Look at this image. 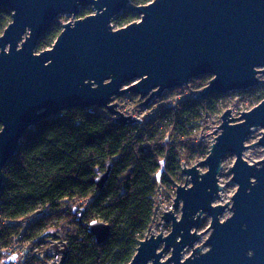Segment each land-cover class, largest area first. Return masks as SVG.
Segmentation results:
<instances>
[{"label":"water","instance_id":"obj_1","mask_svg":"<svg viewBox=\"0 0 264 264\" xmlns=\"http://www.w3.org/2000/svg\"><path fill=\"white\" fill-rule=\"evenodd\" d=\"M0 7L12 13L0 36V196L5 167L26 133L44 120L75 108L101 109L119 125H140L144 120L124 115L115 99L135 95L146 109L166 91L210 76L195 95L206 100L253 89L261 82L258 75H264V0H153L139 6L133 0H0ZM89 7L92 14L64 23L52 47L36 52L56 20L75 19ZM123 12L140 20L114 29L113 20ZM220 120L205 160L182 167L186 181L175 184L172 208L159 223L171 224V231L141 240L129 264H264V159L253 164L244 159L246 140L264 128V100L239 117L227 109ZM261 133L252 145L264 149ZM230 154L237 190L231 202L214 205L224 189L219 174ZM108 177L109 171L97 178L98 189ZM226 210L232 214L221 220ZM73 212L81 223L85 209ZM204 214L211 218L205 230L210 235L196 247ZM87 232L103 244L111 228L95 220ZM46 237H51L45 241L47 257L62 255L51 264H64L68 245L55 241L60 238L55 233ZM187 248L192 253L183 258Z\"/></svg>","mask_w":264,"mask_h":264},{"label":"trees","instance_id":"obj_2","mask_svg":"<svg viewBox=\"0 0 264 264\" xmlns=\"http://www.w3.org/2000/svg\"><path fill=\"white\" fill-rule=\"evenodd\" d=\"M151 1L133 0V4ZM92 12L83 8L80 17ZM138 18L136 13L123 12L112 24L120 29ZM11 21L12 13L0 7V36ZM61 23L52 24L39 41L37 53L52 47L62 31ZM210 80V76L192 80L188 86L192 92L179 98L182 89L168 92L173 99L149 112L140 125H119L105 110L75 108L31 128L19 153L4 169L0 254L13 258L9 248H21L27 242L26 263L47 264V246L43 252H34L51 228H61L60 238L69 247L64 264H129L155 221L153 197L181 181L183 164H195L209 154L201 138L203 129L228 98L196 99ZM238 94L260 103L264 86ZM129 97L138 100V96ZM107 171L108 180L100 190L96 180ZM75 208L85 209L81 223ZM95 220L111 228L103 244H97L87 232V225Z\"/></svg>","mask_w":264,"mask_h":264},{"label":"rangeland","instance_id":"obj_3","mask_svg":"<svg viewBox=\"0 0 264 264\" xmlns=\"http://www.w3.org/2000/svg\"><path fill=\"white\" fill-rule=\"evenodd\" d=\"M89 8L91 9V7H89ZM80 12H79L78 16H76L75 19H73L72 16H69V17L62 16L58 20L62 21L63 24L70 22V21L73 22L76 19L82 18V17H80ZM139 19H140V16L134 22L139 21ZM258 79L261 81L259 86H264V75L259 74ZM188 86H184L183 88H181L182 92L177 95L178 98L192 92L191 88ZM168 92H170V91H166L160 98L153 100L151 105L148 108H146V109L141 108L142 111L137 113V114L139 116H143L141 118L144 120L146 118V117H144L146 110H149L150 108H151L150 110H155V109H157L158 105L166 104L168 100L173 99V96L171 94H169ZM233 93L235 95H232V93L227 94L228 98L226 100L225 106L223 105V103H224L223 102L222 103L223 108L219 109V111L212 118L209 119L208 126L205 129H203L204 132H202V136H205V141L203 143H204V145L207 146V148H210V145L212 143L211 141H213L215 136H216L215 133H213V132L220 125L221 116L227 109L232 110V114L234 117H239L242 112H247L259 104V103H257V101H253L252 99H250V97L243 99V96L238 94L239 92H233ZM137 101H139V104L141 103V100L139 98H138V100H134V99H130L129 96L122 102L120 100L115 99V102L119 104L120 110H131V109L135 110L137 108V105H138ZM144 122H145V120H144ZM261 132H264V128H259V129L255 130L252 133V135L246 140L245 144L248 146V148L244 152V159L250 164H253L255 162H258V161L264 159L263 147L252 145V144H255L258 142V140L262 136ZM211 133H213V134H211ZM207 134H210V135H207ZM206 157H207V155L201 157L197 163L205 160ZM234 162H235V157L232 154L226 156V158L223 161V169L221 170V172L219 174V183L224 186V189L222 192H220V195L214 200V202H213L214 205H224L228 202H231V198L233 197L234 193L237 190V185L234 182H232V180H231L232 179L231 167L233 166ZM188 163H189V164H187L188 167H191V166L197 164V163L192 164L194 162H188ZM200 169L202 172H205L207 170V167H201ZM185 181H186V179L183 176L181 181L178 182L177 184L183 185L185 183ZM174 187H175V184L168 186L166 188V190H165L166 203H170L171 199L173 198L174 194L172 192V189ZM169 205L170 204H167V206H169ZM231 214L232 213L229 210H226L225 213L221 216V220H225L226 218L230 217ZM177 216L180 217V212H177ZM160 221H161L160 217L155 218V221H154L152 227L145 234V237H149L152 234H159L160 232H163L165 235H167L171 231V224H165L164 223L162 225V224H159ZM210 221H211L210 216H208L207 214H204L202 225L198 231L199 233H202V236H201L200 240L196 243V247H201L206 242V240L208 239L210 233H205V230L210 225ZM64 222H67V221H62L61 224H64ZM160 228L162 230H160ZM48 232H52V233H55V235H57L59 237H63L61 235V234H63V230L61 228H59V229L51 228ZM49 239L50 238H45L44 243L42 244V246H40V249L37 252L33 251L34 254H38L40 252H43L44 246L45 247L47 246V248H48L49 242H45V241H48ZM56 239H59V238L57 237ZM207 250H208V247L203 249V251H207ZM46 251H47V249H46ZM18 253L12 254L13 258H9V259L5 258V256L3 254H0L1 264L16 263L17 260L19 259ZM191 253H192V249L187 248L184 251L183 258L190 256ZM170 255H171V252L170 251L167 252L165 254L164 259L166 260L168 257H170ZM21 256H23V254H21Z\"/></svg>","mask_w":264,"mask_h":264},{"label":"built area","instance_id":"obj_4","mask_svg":"<svg viewBox=\"0 0 264 264\" xmlns=\"http://www.w3.org/2000/svg\"><path fill=\"white\" fill-rule=\"evenodd\" d=\"M61 24H63V22L61 23ZM126 99V98H125ZM151 109V108H150ZM146 110V113H145V115H144V117H146V115H148V113L149 112H151V111H153V110ZM122 112H123V114L124 115H126V116H132V117H138V118H141V117H143V116H139L137 113H139V112H141L142 110H141V108L139 107V109H135V110H133V109H131V110H121ZM142 119V118H141ZM201 138H202V141L204 142L205 141V136H201ZM186 166H187V164H185ZM184 166V164L182 165V167ZM172 192H173V194H174V196H173V198L171 199V201H170V203H166V196H164L163 195V189H160L157 193H156V195L153 197V201H154V207H155V209H156V218L157 217H160L161 218V216H162V214L164 213V212H166V211H169L170 209H171V206H172V204H173V200H174V198H175V193H176V187H174L173 189H172ZM167 204H170L169 206H167ZM55 241H58L60 244H63V242H65L64 240H62V239H55ZM62 241V242H61ZM66 243V242H65ZM27 247V242H25L24 243V247H15V249L13 248V247H10L9 249H10V252H13V254L14 253H18V257H19V259L17 260V262L16 263H11V264H27L25 261H26V259H25V253H24V249ZM26 252V251H25ZM21 254H23V256H21ZM32 255H29V256H27V258H30ZM61 257H62V255L61 254H59V255H57L54 259H49L48 260V262H47V264H51L53 261H55V262H59L60 260H61Z\"/></svg>","mask_w":264,"mask_h":264},{"label":"bare ground","instance_id":"obj_5","mask_svg":"<svg viewBox=\"0 0 264 264\" xmlns=\"http://www.w3.org/2000/svg\"><path fill=\"white\" fill-rule=\"evenodd\" d=\"M83 8H81V10H82ZM87 9V8H86ZM139 16V15H138ZM140 20V19H139ZM113 117V116H112ZM113 120H114V117H113ZM1 128H2V126H1ZM163 195L165 196V190H163ZM171 208H172V206H171ZM50 259V258H49ZM51 260V259H50ZM184 261V260H183Z\"/></svg>","mask_w":264,"mask_h":264},{"label":"clouds","instance_id":"obj_6","mask_svg":"<svg viewBox=\"0 0 264 264\" xmlns=\"http://www.w3.org/2000/svg\"><path fill=\"white\" fill-rule=\"evenodd\" d=\"M179 220H180V218H179Z\"/></svg>","mask_w":264,"mask_h":264}]
</instances>
